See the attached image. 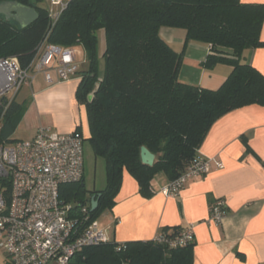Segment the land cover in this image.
I'll return each instance as SVG.
<instances>
[{
  "label": "trees",
  "instance_id": "trees-1",
  "mask_svg": "<svg viewBox=\"0 0 264 264\" xmlns=\"http://www.w3.org/2000/svg\"><path fill=\"white\" fill-rule=\"evenodd\" d=\"M4 1L34 8L39 18L22 29L0 17V59L16 58L22 68H28L44 43L85 51L87 61L79 71L76 100L86 110L93 153L105 161L107 186L89 192L83 178L61 188V199L73 204L80 222L84 207L91 222L115 207L125 172L137 181L140 195L149 199L155 177L179 178L198 157L219 119L244 107H264V76L243 58L246 50L264 47L260 38L264 5L241 0H70L53 23L49 9L41 6L43 0L0 3ZM162 28L186 31L184 49L190 42L208 45L211 52L201 66L206 70L231 67L225 83L209 90L181 82L184 49L176 52L160 36ZM100 31L106 42L102 73ZM26 109V103L15 99L4 114L0 108V145L15 141L13 135ZM142 147L155 155L152 167L142 164ZM94 195L99 196V206L91 212ZM173 231L176 234L179 229ZM121 245L87 247L69 264L192 261V246L170 250L153 241H137L124 243L118 251Z\"/></svg>",
  "mask_w": 264,
  "mask_h": 264
},
{
  "label": "crops",
  "instance_id": "crops-1",
  "mask_svg": "<svg viewBox=\"0 0 264 264\" xmlns=\"http://www.w3.org/2000/svg\"><path fill=\"white\" fill-rule=\"evenodd\" d=\"M43 0L41 6L55 14L53 2ZM245 4L264 5V0H241ZM160 36L178 53L186 43V31L162 28ZM100 70L104 69L105 33L100 31ZM264 43V21L261 30ZM76 61L86 63L82 47L74 50ZM179 74L181 82L209 90L219 89L231 74V67L218 65L213 70L201 64L210 54L205 44L190 42L184 49ZM244 61L264 76V47L243 53ZM103 72V71H102ZM101 72V73H102ZM55 76V75H54ZM81 77L69 82L47 84L37 75L31 86L32 99H15L26 103L21 124L27 126L28 139L40 128L56 126L59 134L79 132L89 134L86 110L76 100ZM198 155L217 158L223 169H213L200 181L189 182L176 197H166L161 190L171 181L161 174L152 181L153 195H140L137 181L124 174L116 205L104 215L100 225L111 242H148L161 232L193 226L195 243L190 264H264V107L253 105L232 111L219 119L210 129ZM224 200L227 216L220 226L209 224L210 208ZM1 264H9L7 257ZM50 264H57L52 262Z\"/></svg>",
  "mask_w": 264,
  "mask_h": 264
},
{
  "label": "built area",
  "instance_id": "built-area-1",
  "mask_svg": "<svg viewBox=\"0 0 264 264\" xmlns=\"http://www.w3.org/2000/svg\"><path fill=\"white\" fill-rule=\"evenodd\" d=\"M50 12L55 23L67 3ZM81 65L72 49L40 46L28 68L16 58L0 59V108L6 112L23 87H30L37 75L47 84L69 82L79 74ZM55 75V76H54ZM84 137L76 132L59 134L40 128L33 138L0 145V251L9 264H69L87 247L110 243L107 232L89 209L82 208V222L74 215L73 204L61 199V188L84 178ZM217 158L198 155L183 174L161 190L176 197L192 181H200L213 169H223ZM227 216L224 200L210 208L209 224L220 226ZM90 222V223H89ZM155 244L170 250L186 249L195 243L193 226L176 234L159 233ZM124 248L122 244L118 251Z\"/></svg>",
  "mask_w": 264,
  "mask_h": 264
},
{
  "label": "rangeland",
  "instance_id": "rangeland-1",
  "mask_svg": "<svg viewBox=\"0 0 264 264\" xmlns=\"http://www.w3.org/2000/svg\"><path fill=\"white\" fill-rule=\"evenodd\" d=\"M83 69V67H82ZM81 70V69H80ZM102 67L100 72H102ZM101 74V73H100ZM78 74L77 77H81ZM76 77V78H77ZM82 78V77H81ZM23 97H27L29 100L32 99V91L28 87H23L18 96L16 97L17 100H21ZM93 98V95H89L88 99L91 101ZM50 130L56 132L58 131V128L56 126H53L49 128ZM29 133L27 131V126L23 123L18 126L16 129L13 139L14 140H26L29 137ZM76 133H79L76 131ZM81 134V133H79ZM82 135V134H81ZM83 136V135H82ZM89 134L86 135L84 134V167H85V172H84V187L87 191L89 192H94V191H102L106 188L107 186V178H106V167H105V161L102 158H98L94 155L92 147L89 143ZM164 176V174H161ZM102 213L97 221L99 223H103L105 221L103 218V215L106 213ZM5 255L0 251V264L2 263V258H4Z\"/></svg>",
  "mask_w": 264,
  "mask_h": 264
},
{
  "label": "water",
  "instance_id": "water-1",
  "mask_svg": "<svg viewBox=\"0 0 264 264\" xmlns=\"http://www.w3.org/2000/svg\"><path fill=\"white\" fill-rule=\"evenodd\" d=\"M0 17L7 22H14L20 28L24 29L34 24L39 14L34 8L24 6L15 1H4L0 3ZM141 162L143 165L152 167L155 163V155L146 147L141 148ZM99 206V196L94 195L91 198V212H95Z\"/></svg>",
  "mask_w": 264,
  "mask_h": 264
}]
</instances>
